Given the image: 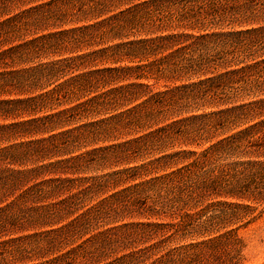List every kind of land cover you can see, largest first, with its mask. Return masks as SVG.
<instances>
[{"label":"trees","instance_id":"obj_1","mask_svg":"<svg viewBox=\"0 0 264 264\" xmlns=\"http://www.w3.org/2000/svg\"><path fill=\"white\" fill-rule=\"evenodd\" d=\"M253 156L264 0H0V264H236Z\"/></svg>","mask_w":264,"mask_h":264},{"label":"rangeland","instance_id":"obj_2","mask_svg":"<svg viewBox=\"0 0 264 264\" xmlns=\"http://www.w3.org/2000/svg\"><path fill=\"white\" fill-rule=\"evenodd\" d=\"M149 86H150V92H148L147 94H151L154 93L156 91H161L163 90L166 86H170L171 82L165 81V80H158V81H154L153 79L149 80L148 82ZM146 92H142L141 93V100L144 99L145 97H147V94H144ZM201 109H199L196 113H200ZM213 142V140H212ZM209 141H202L200 142L198 145H192V146H186V147H178V144H176L175 146H173L172 148L169 149L170 152L176 151V150H180V149H184V150H190L193 151L194 154L192 155H186L182 158V160H180L181 162H179L178 164L174 165V166H170L168 168H166L164 171L168 172L171 170H174L180 166H182L183 164H187L191 161H194L195 159H197L198 155L200 154V152L207 147V145L209 144ZM155 154V152H152L151 154H146V155H142V156H138L136 158V160L134 161V163L132 164H140L141 162H145L148 161L149 159L152 158V156ZM244 159H247L246 157ZM252 160H264L263 156H253L251 157ZM116 169H120V167H113V168H104V169H91L85 172L84 176H90V175H101L102 173L105 172H111L112 170H116ZM163 171H161L160 173H162ZM139 180H135V181H130L128 182L126 185L124 186H128L131 185L133 183L138 182ZM119 186L116 189H120ZM213 199L208 198L202 201V203L198 206H196L195 208H193L192 210H190V213H194L197 212L201 209H203L204 207H206ZM217 200V199H215ZM223 200V199H220ZM228 201H232V202H240V201H236L233 199H227ZM240 203H246L249 204L252 208V211H250L249 213H247L240 221H237L236 223H229L227 225H225L223 228H221L219 231L212 233L209 236H193V237H185L184 239H181L179 241L176 242V246L178 245H183L185 243L191 242V241H199L201 239H205V238H209V237H213L215 235H218L224 231H228L230 229H235L238 236L241 238V242L239 244V255H238V262L236 264H264V203H254V202H248V201H242ZM136 220V219H134ZM132 219H127L125 221H134ZM139 220V219H138ZM151 221H158L155 220L153 218H151ZM123 222V221H122ZM121 223V222H116V224ZM111 225V224H109ZM232 249V247L230 248ZM207 264H223L215 259H213L212 257H210V260L208 261Z\"/></svg>","mask_w":264,"mask_h":264}]
</instances>
